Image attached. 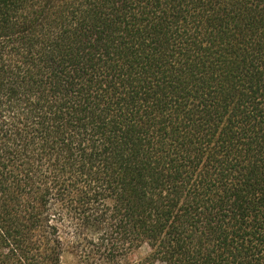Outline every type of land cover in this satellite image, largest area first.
<instances>
[{
    "label": "trees",
    "instance_id": "16d2710c",
    "mask_svg": "<svg viewBox=\"0 0 264 264\" xmlns=\"http://www.w3.org/2000/svg\"><path fill=\"white\" fill-rule=\"evenodd\" d=\"M67 252L264 264V0H0V264Z\"/></svg>",
    "mask_w": 264,
    "mask_h": 264
},
{
    "label": "rangeland",
    "instance_id": "374dc122",
    "mask_svg": "<svg viewBox=\"0 0 264 264\" xmlns=\"http://www.w3.org/2000/svg\"><path fill=\"white\" fill-rule=\"evenodd\" d=\"M148 252V246L144 245L131 255V259L140 260L144 258L148 254ZM62 264H78V257L75 254H72L71 252H67L62 257Z\"/></svg>",
    "mask_w": 264,
    "mask_h": 264
}]
</instances>
